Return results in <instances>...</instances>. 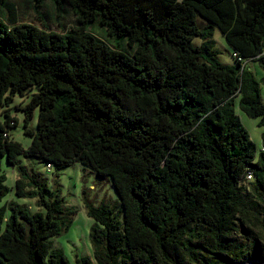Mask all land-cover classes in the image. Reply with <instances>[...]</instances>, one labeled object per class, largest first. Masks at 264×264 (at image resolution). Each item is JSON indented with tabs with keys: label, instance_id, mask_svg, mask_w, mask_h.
<instances>
[{
	"label": "trees",
	"instance_id": "obj_1",
	"mask_svg": "<svg viewBox=\"0 0 264 264\" xmlns=\"http://www.w3.org/2000/svg\"><path fill=\"white\" fill-rule=\"evenodd\" d=\"M54 1L71 7L70 30L19 21L14 4L0 0V158L19 167L15 195L43 208L14 200L0 207V264H70L49 239L70 228L74 211L21 155L50 170L82 163L118 193L121 218L89 205L93 257L75 264L264 260V133L258 153L235 112L238 100L264 125L260 85L247 66L264 69V0ZM97 20L113 45L90 30ZM215 27L236 65L218 59ZM34 87L23 109L32 138L25 150L10 137L18 121L8 106ZM5 182L0 171V202Z\"/></svg>",
	"mask_w": 264,
	"mask_h": 264
},
{
	"label": "rangeland",
	"instance_id": "obj_2",
	"mask_svg": "<svg viewBox=\"0 0 264 264\" xmlns=\"http://www.w3.org/2000/svg\"><path fill=\"white\" fill-rule=\"evenodd\" d=\"M17 10L19 21L30 22L40 27H48L55 31H68L76 25L75 15L71 7L66 3H56L54 0H44L42 5H38L34 0H10ZM196 23L201 29L206 28L209 23L201 16H197ZM90 30L113 45L112 38H108L104 28L99 21L91 24ZM213 40L218 51V59L227 65H236L233 49L226 41L219 28L213 30ZM117 39V38H116ZM202 39L196 37L194 45H201ZM247 66L251 68L260 85V93L264 102V69L257 61L249 60ZM34 89L25 90L23 94L16 93L12 96L9 104V111L18 121L17 126L9 129L10 137L22 144L27 150L31 145L32 138L25 134L23 111L31 99ZM10 94V93H9ZM235 112L239 116L241 123L248 130L251 139L255 143L257 152L262 150V134L264 125H260L259 118H252L235 105ZM39 109L33 113V118L29 121L28 128L37 129V118ZM21 164L29 169H35L47 181L48 187L53 193L57 192L64 199V205L68 210L74 211L72 223L68 230L62 231L60 235L50 238L52 248L61 250L70 264L76 263V257H93V245L91 241V229L95 221L88 215L89 205L95 207H106L114 214L122 217L121 203L118 193L109 177L99 176L96 171L87 165L79 162L64 165L52 164V169L44 160L34 156H20ZM0 171L6 175V185L10 188L9 193L0 202V207L7 201L14 200L21 205H26L32 211L43 210L37 204L36 198H18L15 195V180L19 176V167H12L8 164L6 157L0 158ZM31 172V170H29ZM263 261L264 260H260ZM243 264V263H241Z\"/></svg>",
	"mask_w": 264,
	"mask_h": 264
},
{
	"label": "water",
	"instance_id": "obj_3",
	"mask_svg": "<svg viewBox=\"0 0 264 264\" xmlns=\"http://www.w3.org/2000/svg\"><path fill=\"white\" fill-rule=\"evenodd\" d=\"M243 264H264L263 261H257V260H250V261H245Z\"/></svg>",
	"mask_w": 264,
	"mask_h": 264
},
{
	"label": "built area",
	"instance_id": "obj_4",
	"mask_svg": "<svg viewBox=\"0 0 264 264\" xmlns=\"http://www.w3.org/2000/svg\"><path fill=\"white\" fill-rule=\"evenodd\" d=\"M50 168H51V164L48 165V169H49V170H50ZM248 177L250 178L251 175H248Z\"/></svg>",
	"mask_w": 264,
	"mask_h": 264
},
{
	"label": "clouds",
	"instance_id": "obj_5",
	"mask_svg": "<svg viewBox=\"0 0 264 264\" xmlns=\"http://www.w3.org/2000/svg\"><path fill=\"white\" fill-rule=\"evenodd\" d=\"M49 165V164H48Z\"/></svg>",
	"mask_w": 264,
	"mask_h": 264
}]
</instances>
